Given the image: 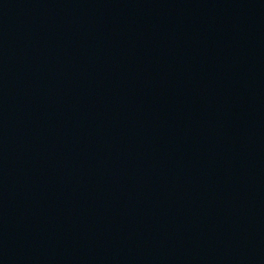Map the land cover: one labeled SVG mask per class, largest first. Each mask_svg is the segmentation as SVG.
Masks as SVG:
<instances>
[{"label":"water","instance_id":"obj_1","mask_svg":"<svg viewBox=\"0 0 264 264\" xmlns=\"http://www.w3.org/2000/svg\"><path fill=\"white\" fill-rule=\"evenodd\" d=\"M152 0H0V264H89Z\"/></svg>","mask_w":264,"mask_h":264}]
</instances>
